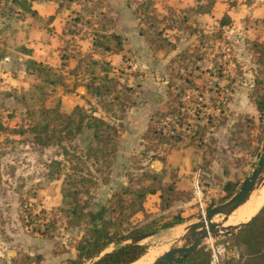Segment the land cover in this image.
I'll return each instance as SVG.
<instances>
[{
  "label": "rangeland",
  "instance_id": "rangeland-1",
  "mask_svg": "<svg viewBox=\"0 0 264 264\" xmlns=\"http://www.w3.org/2000/svg\"><path fill=\"white\" fill-rule=\"evenodd\" d=\"M80 1L85 14L66 21L56 49L63 58L71 54L73 59L36 66L27 56L32 48L6 45L16 30L10 22L30 17L29 0H0V123L6 127L0 131V264H68L76 257L78 241L90 237L88 213L100 210L112 222L109 231L120 236L103 252L119 245L135 228L154 232L139 242L145 254L157 246L166 250L174 242L169 236L174 228L185 227L237 192L255 167L264 139V110L258 113L239 105L240 96L254 108L255 99L264 101V64L257 63L252 40L237 41L224 32L228 23L219 20L197 27L191 18L194 5L156 12L149 4L153 0H125L118 15L107 1ZM208 2L201 0L202 5ZM113 22L122 30L120 61L109 64L98 56L97 46L93 51H75L76 38L87 33L91 44L107 42ZM140 30L150 35L160 31L174 48L152 52ZM133 34L144 43L135 44ZM108 43L113 45L112 40ZM91 74L100 77V83L107 75L116 88L118 81L132 92L127 99L112 93L81 98V85ZM65 93L74 103L63 104L62 110L60 95ZM40 106L68 114L72 137L52 140L48 146L35 144L29 128L41 122ZM74 107L81 114L102 117L118 130L114 150L96 162L86 157L88 147H98L92 130L82 125L74 132L78 123ZM148 123L171 136L161 143L155 138L144 141ZM63 124L56 121L55 129ZM176 164L185 166L181 176ZM95 165L107 172L94 170ZM144 172L161 175L162 182H175L182 191L180 198L162 208L157 192L146 194L142 207L130 214L129 202L135 196L120 191L129 182L134 187L149 183L142 178ZM100 176L107 181L102 183ZM228 190H233L230 196ZM118 197L122 205L116 202ZM178 216V225L161 228ZM230 233L202 241L199 247L206 250L209 262L213 255L222 259L226 250L240 251Z\"/></svg>",
  "mask_w": 264,
  "mask_h": 264
},
{
  "label": "trees",
  "instance_id": "trees-1",
  "mask_svg": "<svg viewBox=\"0 0 264 264\" xmlns=\"http://www.w3.org/2000/svg\"><path fill=\"white\" fill-rule=\"evenodd\" d=\"M59 1L60 4L79 2V0ZM212 3L213 1L210 0L208 4L202 5L201 0H198V3L194 4L193 12L206 13L210 10ZM230 3H232V1ZM149 4H152V2H149ZM26 12H28L30 15L35 13L30 7L26 9ZM101 15L102 17L104 16L103 14ZM151 18L153 19L154 16ZM228 22L229 18L226 14H223L219 19V23L222 25L227 24ZM98 28H100L102 31L106 30L103 25L99 26ZM140 34L144 37L148 48L152 52H155L159 49L168 51L174 48V44L163 37L160 31H154V34L150 35V33L147 31L140 30ZM108 38V41H113L112 46H109L108 41L98 44L95 42V40H92V45L101 47L102 50H111L113 52H118L122 49V38L119 35L110 32L108 33ZM251 50L256 56L257 63L264 64V41H253ZM30 63L36 66H41L42 64L33 60L30 61ZM102 78L103 82L100 83V77L91 74L90 77L81 85L84 88V94H88L89 97L102 98L112 93L116 98L119 97V95H124L127 99V95L132 92L130 87L126 85H120L118 81H115L116 85H119V87L116 88L112 83L111 77H108L107 75L103 76ZM260 84H262V81H260ZM81 96L83 97V95ZM255 100V109L258 113H261L264 110V101L262 98ZM72 113L78 114V123L74 126V132H78L81 126L84 125L85 127L92 130L93 139L98 144L97 148H87L86 157L88 159L91 158L93 162H96L98 157L114 150V142L118 130L113 124L94 114H81L78 107H74L72 109ZM39 116L42 119L41 122H36L29 128V132L32 133L33 142L35 144L40 146H48L51 144L52 140L61 142L64 139L67 140L72 137L73 134L69 129H67V127L68 125L72 124L73 121L70 119L68 114L59 112L57 109H50L40 106ZM58 120L64 124L63 126L58 127L56 130L55 124ZM2 130H6V127L0 123V131ZM56 131L58 134L54 135ZM151 135L152 137L150 138ZM165 136L166 135L163 133L162 129L156 130L148 123L142 138L144 141L155 138L161 143L166 141L167 137L171 135ZM158 160L162 162L163 157H158ZM98 167L99 166L95 165L94 170L100 171L103 174L107 172V170L103 171L101 169H97ZM103 176H100V181L105 183L107 180ZM142 178L148 179L149 183L134 187L132 182H129L127 187L122 188L120 191L121 194L128 192L134 194L135 196V199H132L129 202V206L131 207L129 211L130 214L135 213L142 207L141 201L146 194H153L157 192L159 206L162 208L169 207L174 200L180 198L182 191L178 190L173 182H162L161 175L144 172L142 174ZM87 180L90 184H96V181L93 179L88 178ZM227 184H229V182ZM227 193L229 194L228 196H230L233 193V190H228ZM116 202L122 205L123 200L122 198L118 197ZM135 203L136 205L134 206ZM88 214L90 221L89 225L91 229L90 237L83 238L78 241L75 247L77 250L76 257L74 259H70L68 264H81L83 261L93 258L110 243L120 239V236L115 237L113 236V232L109 231V227L112 225V222H110L109 219L105 220L101 216L102 210ZM180 220L181 217L178 216L174 221L163 223L161 228H167L175 223L178 225ZM96 221H98V223H95ZM148 230L135 228L129 233V235L131 236L139 233L149 232ZM229 236H231L234 246L236 245L240 251L230 252L226 250L224 257L220 259L217 264H264V203L247 222L241 224L234 232H231ZM122 237L123 236H121V238ZM144 249V245L139 243L119 244L110 251L104 252L91 264H133L143 257L146 252V250L144 252ZM175 264H210V262L207 258L206 250L203 247H198Z\"/></svg>",
  "mask_w": 264,
  "mask_h": 264
},
{
  "label": "crops",
  "instance_id": "crops-1",
  "mask_svg": "<svg viewBox=\"0 0 264 264\" xmlns=\"http://www.w3.org/2000/svg\"><path fill=\"white\" fill-rule=\"evenodd\" d=\"M104 1H107L116 13L121 9L119 7L121 1L125 3V0ZM212 1L213 3L208 12H191V18L194 19V24H196L197 27L216 25L220 17L226 14L229 18V22L228 25L225 26L224 32L230 33L229 35H234L237 41L244 39L258 42L264 41V0ZM231 1L232 3H230ZM29 2L30 8L34 10L35 13L30 15V17L25 15L16 21L10 22L12 29L16 28V30L12 32L8 40L9 42L6 41V45L14 44V46H19V44H22L24 48H32L31 54L27 56L31 60L42 64L55 65V62L60 63L72 60L73 55L70 54L67 55L66 58H63L62 55L58 54V50L56 49L60 47L59 42H61V39L59 37L62 36L66 21L68 19H74L77 16H84L85 11L83 10L82 2L80 0L78 3L69 2L67 4H60L59 0H29ZM152 3L156 12H164L165 9L180 10L192 7L194 4L198 3V0H153ZM85 17H87V15ZM110 26L111 27H108L107 30L108 33L112 32L117 35L122 33L119 23L113 22ZM105 31H102V33L104 34ZM21 39L22 41L20 43L19 41ZM131 39L134 40V43L136 42L135 44H138L139 41L143 42L139 34H133ZM75 44V51L80 53L84 51H93L91 48L96 47L91 44V38L88 37V33L86 36L82 35L81 37H77ZM109 46L112 45L109 44ZM99 53L98 56L103 58L106 62H109V64H115V62L120 61L121 52L116 53L111 50H102L100 47ZM82 95H84V91ZM67 102L71 104L74 103L73 98L69 97L67 93L60 95L61 109L62 105H66ZM239 105L241 107L246 105V108H248L247 110L255 109L254 106L252 107L251 102L244 100L243 96H240ZM255 112L257 111L255 110ZM185 161L188 160L182 159V162ZM167 162L170 163V159H167ZM170 164L172 165V163ZM177 167L179 168L178 172L181 176V172L184 171L183 168H185V166L177 165ZM176 183L179 184V181H176Z\"/></svg>",
  "mask_w": 264,
  "mask_h": 264
},
{
  "label": "water",
  "instance_id": "water-1",
  "mask_svg": "<svg viewBox=\"0 0 264 264\" xmlns=\"http://www.w3.org/2000/svg\"><path fill=\"white\" fill-rule=\"evenodd\" d=\"M262 181H264V139L261 141L260 152L257 154L255 167L248 176L243 178L237 192L233 193L226 201L207 208L202 214L197 216L195 221L183 227L184 232L182 235L174 239V241L180 240V245H176L175 243L170 244L165 251L155 257L152 264H175L193 250L197 249L206 238L210 236L215 237L218 234H229L231 231L236 230L241 224L247 222L257 211L246 221L237 225L221 227V224L227 220L229 214L238 205L246 201L254 187L259 185ZM214 216L220 217V221L213 222L212 218ZM153 234V231L135 234L122 240L120 244L139 243L142 239L152 236ZM103 251L104 249L91 258V263L102 255L104 253Z\"/></svg>",
  "mask_w": 264,
  "mask_h": 264
},
{
  "label": "bare ground",
  "instance_id": "bare-ground-1",
  "mask_svg": "<svg viewBox=\"0 0 264 264\" xmlns=\"http://www.w3.org/2000/svg\"><path fill=\"white\" fill-rule=\"evenodd\" d=\"M264 202V181H262L259 185L254 187V189L251 191L250 195L240 205H238L228 216L227 220L224 221L221 224V227H225L228 225H237L243 221H246L248 218H250L262 205ZM220 217L214 216L212 218L213 222H219ZM177 229H173L171 233H169L170 238H178L182 235L184 232V228L182 226L176 227ZM166 237V235H165ZM168 237V236H167ZM212 238L211 236L206 238L209 239ZM168 240V239H167ZM165 242V241H164ZM167 242V241H166ZM180 245L181 241H174L173 244ZM169 245V244H168ZM165 246H157L154 248H151L148 250V252L140 258L137 262L133 264H152L155 257L160 255L164 250Z\"/></svg>",
  "mask_w": 264,
  "mask_h": 264
},
{
  "label": "built area",
  "instance_id": "built-area-1",
  "mask_svg": "<svg viewBox=\"0 0 264 264\" xmlns=\"http://www.w3.org/2000/svg\"><path fill=\"white\" fill-rule=\"evenodd\" d=\"M218 263V260L216 259V256L213 255L211 260H210V264H217Z\"/></svg>",
  "mask_w": 264,
  "mask_h": 264
}]
</instances>
